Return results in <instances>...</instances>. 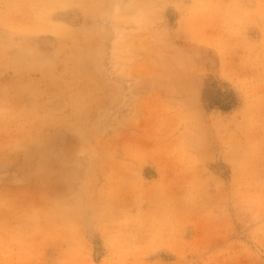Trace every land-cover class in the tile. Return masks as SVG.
I'll return each mask as SVG.
<instances>
[{
  "label": "rangeland",
  "instance_id": "374dc122",
  "mask_svg": "<svg viewBox=\"0 0 264 264\" xmlns=\"http://www.w3.org/2000/svg\"><path fill=\"white\" fill-rule=\"evenodd\" d=\"M0 264H264V0H0Z\"/></svg>",
  "mask_w": 264,
  "mask_h": 264
},
{
  "label": "bare ground",
  "instance_id": "6f19581e",
  "mask_svg": "<svg viewBox=\"0 0 264 264\" xmlns=\"http://www.w3.org/2000/svg\"><path fill=\"white\" fill-rule=\"evenodd\" d=\"M63 31V30H62Z\"/></svg>",
  "mask_w": 264,
  "mask_h": 264
}]
</instances>
